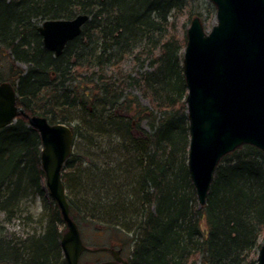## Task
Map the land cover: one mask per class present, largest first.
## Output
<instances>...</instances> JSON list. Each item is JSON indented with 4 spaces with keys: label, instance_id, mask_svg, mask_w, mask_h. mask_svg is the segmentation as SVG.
Returning a JSON list of instances; mask_svg holds the SVG:
<instances>
[{
    "label": "trees",
    "instance_id": "16d2710c",
    "mask_svg": "<svg viewBox=\"0 0 264 264\" xmlns=\"http://www.w3.org/2000/svg\"><path fill=\"white\" fill-rule=\"evenodd\" d=\"M205 8L211 19L206 0H0V84L16 88L29 116L72 128L62 177L71 217L123 242L128 264H257L264 152L243 145L225 156L204 207L188 168L179 23L188 27ZM79 15L90 20L57 57L39 25ZM42 150L26 118L0 129V214L30 219L28 203L46 199L48 226L35 240L1 237L0 264H66Z\"/></svg>",
    "mask_w": 264,
    "mask_h": 264
},
{
    "label": "water",
    "instance_id": "95a60500",
    "mask_svg": "<svg viewBox=\"0 0 264 264\" xmlns=\"http://www.w3.org/2000/svg\"><path fill=\"white\" fill-rule=\"evenodd\" d=\"M209 1L216 7L217 24L207 32L201 19H194L183 56L191 136L188 168L201 207L207 203L225 156L243 145L264 152V0ZM89 20L88 15L47 20L39 28L45 48L61 56ZM17 99L12 84H0V129L22 115L39 133L46 188L68 230L62 250L67 264H79L87 248L71 217L62 178L73 152V130L66 124H51L46 117L29 116L17 105ZM257 264H264V244Z\"/></svg>",
    "mask_w": 264,
    "mask_h": 264
},
{
    "label": "rangeland",
    "instance_id": "374dc122",
    "mask_svg": "<svg viewBox=\"0 0 264 264\" xmlns=\"http://www.w3.org/2000/svg\"><path fill=\"white\" fill-rule=\"evenodd\" d=\"M207 2L211 3L209 0H206ZM213 4V3H212ZM214 5V4H213ZM215 6V5H214ZM216 10V7H215ZM206 8L203 11L205 17H201V22L203 23L204 28L208 31H210L212 29L213 26H215L217 24V18H216V13L215 15L211 18V19H207V12H206ZM199 18V17H198ZM206 19V22L203 20ZM181 22L179 23L180 27H182L179 31L181 38L184 36H186L187 39V31L189 29V26L184 28V22L185 19H181ZM205 22V23H204ZM185 51V50H184ZM184 55V53H183ZM45 206H46V199H40L37 198L33 201H31L30 203H28V208H29V212H30V219H27L26 215H23V217L21 216L20 218H16L14 220H12L11 222L6 223L5 222V217L4 215L0 214V238L5 236L7 238L10 237H16V238H25L28 235H32L34 233H40L42 230L41 228V221L40 218L42 216V214L45 212ZM95 227L98 228L97 229H93V228H89L87 227L86 229L83 230V234L86 236L85 239L87 240V242L92 245L95 246L97 243V239L95 238V231H99L100 229L102 230L103 226L100 225H96ZM105 238L107 241H112L113 238H115V236H110L109 234H104ZM94 237V238H93ZM261 245L264 244V238H261L260 241Z\"/></svg>",
    "mask_w": 264,
    "mask_h": 264
},
{
    "label": "flooded vegetation",
    "instance_id": "af4514ba",
    "mask_svg": "<svg viewBox=\"0 0 264 264\" xmlns=\"http://www.w3.org/2000/svg\"><path fill=\"white\" fill-rule=\"evenodd\" d=\"M41 230L43 232L38 233V238L43 237L45 233L48 231V229L44 231V228H42ZM67 231H68L67 227L60 229V232L62 233L60 245ZM79 231L81 235V240L83 241V245L87 248V250L83 251V253L81 254L79 264H128V250L123 245V242H116L114 241V239L110 242L107 241L106 239H104L105 233L101 232L102 230L100 229V232L97 233L95 236V238L97 239L96 240L97 243L95 246H92L85 239L86 236L83 234V230L79 228ZM33 237H34L33 234L28 235L27 237L23 238V240L30 239ZM12 238L13 237H10L9 239Z\"/></svg>",
    "mask_w": 264,
    "mask_h": 264
},
{
    "label": "bare ground",
    "instance_id": "6f19581e",
    "mask_svg": "<svg viewBox=\"0 0 264 264\" xmlns=\"http://www.w3.org/2000/svg\"><path fill=\"white\" fill-rule=\"evenodd\" d=\"M46 21H47V20H46ZM46 21H45V22H46ZM45 22H43L41 25H39V28H40ZM39 28H38V31H39ZM39 33H40V32H39ZM76 39H77V38H76ZM72 42H73V41H72ZM67 45H68V44H67ZM66 47H67V46H66ZM65 49H66V48H65ZM65 49H64V51H65ZM63 53H64V52H63ZM63 53H62V54H63ZM21 66H22L23 69H26L25 66H23V65H21ZM3 83H5V82H3ZM7 83H9V82H7ZM10 84H11V83H10ZM15 89H16V88H15ZM17 96H18V95H17ZM17 105H18V102H17ZM18 106H19V105H18ZM19 107H20V109H22L23 111L26 112V108H25L23 105H22V106L20 105ZM26 113H27V112H26ZM20 116L23 117L22 115H20ZM18 118H19V117H18ZM18 118H17V119H18ZM24 118H25V117H24ZM16 121H17V120H16ZM12 125H13V124H12ZM199 206H200V205H199ZM57 207H58V206H57ZM200 207H201V206H200ZM203 207H204V206H203ZM60 212H61V211H60ZM27 214H28V213H27ZM25 215H26V214H25ZM61 215H62V214H61ZM26 216H27V215H26ZM22 217H23V216H22ZM40 226H41V228H44V231H45L46 229H48V226H46V224H45V225H44V224H41ZM41 232H43V231H41ZM33 235H34V237H33V238H30V239H33V240H35V239H39V238H38V233H36V234L34 233ZM39 237H40V236H39ZM14 238H15V237H14Z\"/></svg>",
    "mask_w": 264,
    "mask_h": 264
}]
</instances>
